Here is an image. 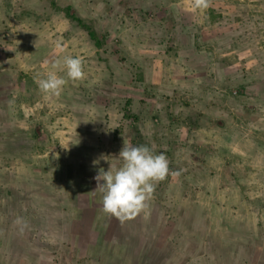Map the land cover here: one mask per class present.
I'll return each mask as SVG.
<instances>
[{
    "label": "rangeland",
    "instance_id": "374dc122",
    "mask_svg": "<svg viewBox=\"0 0 264 264\" xmlns=\"http://www.w3.org/2000/svg\"><path fill=\"white\" fill-rule=\"evenodd\" d=\"M208 4L0 0V264H264V0ZM65 56L86 78L42 93ZM124 144L169 174L121 223L95 176Z\"/></svg>",
    "mask_w": 264,
    "mask_h": 264
},
{
    "label": "clouds",
    "instance_id": "9594fccd",
    "mask_svg": "<svg viewBox=\"0 0 264 264\" xmlns=\"http://www.w3.org/2000/svg\"><path fill=\"white\" fill-rule=\"evenodd\" d=\"M194 8L207 9L208 0H194ZM44 78L38 80V87L48 96L59 97L68 80L82 81L86 78L82 59L65 56L56 59ZM66 73V77L59 75ZM122 160L119 167L100 169L95 176L97 189L102 193L103 211L117 218L121 223L149 213V201L152 199L156 184L167 178L169 161L165 154H154L148 146L124 144L118 156ZM105 159V157H101ZM106 160V159H105ZM100 161L95 160L96 165ZM16 223L23 232L27 227L22 218Z\"/></svg>",
    "mask_w": 264,
    "mask_h": 264
},
{
    "label": "trees",
    "instance_id": "16d2710c",
    "mask_svg": "<svg viewBox=\"0 0 264 264\" xmlns=\"http://www.w3.org/2000/svg\"><path fill=\"white\" fill-rule=\"evenodd\" d=\"M70 6L63 7V11L65 12V15L71 19L72 21H76L79 26H81L85 31H87V34L91 40L95 42V44L99 45L100 40L96 34V31L90 27L87 23H85L82 18L71 12Z\"/></svg>",
    "mask_w": 264,
    "mask_h": 264
},
{
    "label": "crops",
    "instance_id": "0c3cea01",
    "mask_svg": "<svg viewBox=\"0 0 264 264\" xmlns=\"http://www.w3.org/2000/svg\"><path fill=\"white\" fill-rule=\"evenodd\" d=\"M23 258H25V259H21L22 263H20V264H30L31 260H27V259H29L27 255H25V257H23ZM40 258H41L40 262L42 264H44L46 259H42L41 253H40ZM36 261H38L37 258L32 259L33 264L36 263Z\"/></svg>",
    "mask_w": 264,
    "mask_h": 264
}]
</instances>
